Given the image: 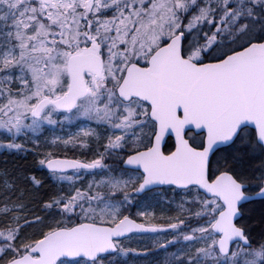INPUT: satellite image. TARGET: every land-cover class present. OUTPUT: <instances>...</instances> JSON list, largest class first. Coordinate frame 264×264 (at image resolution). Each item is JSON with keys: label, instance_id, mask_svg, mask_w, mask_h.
I'll return each mask as SVG.
<instances>
[{"label": "snow or ice", "instance_id": "snow-or-ice-1", "mask_svg": "<svg viewBox=\"0 0 264 264\" xmlns=\"http://www.w3.org/2000/svg\"><path fill=\"white\" fill-rule=\"evenodd\" d=\"M0 264H264V0H0Z\"/></svg>", "mask_w": 264, "mask_h": 264}]
</instances>
